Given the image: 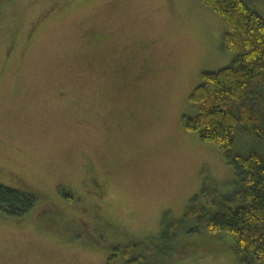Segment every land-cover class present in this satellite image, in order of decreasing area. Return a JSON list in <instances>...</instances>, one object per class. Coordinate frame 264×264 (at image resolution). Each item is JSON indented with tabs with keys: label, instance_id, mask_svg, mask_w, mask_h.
Segmentation results:
<instances>
[{
	"label": "rangeland",
	"instance_id": "obj_1",
	"mask_svg": "<svg viewBox=\"0 0 264 264\" xmlns=\"http://www.w3.org/2000/svg\"><path fill=\"white\" fill-rule=\"evenodd\" d=\"M223 31L199 0H0V183L40 197L0 211V264H239L228 233L179 225L203 187L233 189L183 121L234 58Z\"/></svg>",
	"mask_w": 264,
	"mask_h": 264
},
{
	"label": "trees",
	"instance_id": "obj_2",
	"mask_svg": "<svg viewBox=\"0 0 264 264\" xmlns=\"http://www.w3.org/2000/svg\"><path fill=\"white\" fill-rule=\"evenodd\" d=\"M199 1L222 21V47L233 51L234 58L225 67L201 73L189 96L195 115L183 121L201 141L219 149L234 180L225 194L203 187L179 225L193 223L189 233L226 232L239 264H264V18L243 0ZM39 200L35 193L0 183V211L8 217L28 213ZM172 231L166 225L161 236L166 250ZM118 252L114 248L112 256L119 257ZM140 260L135 256L128 263Z\"/></svg>",
	"mask_w": 264,
	"mask_h": 264
}]
</instances>
